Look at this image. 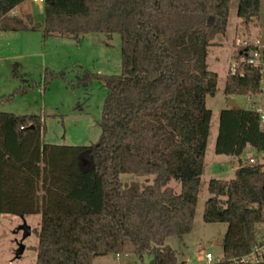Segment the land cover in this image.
I'll return each mask as SVG.
<instances>
[{"label": "trees", "instance_id": "16d2710c", "mask_svg": "<svg viewBox=\"0 0 264 264\" xmlns=\"http://www.w3.org/2000/svg\"><path fill=\"white\" fill-rule=\"evenodd\" d=\"M29 1L0 0L2 31L37 28L31 13L10 15ZM44 4L46 35L119 33L121 72L99 76L108 93L100 138L90 145L45 143L41 116L0 109V213L41 215L35 264H92L122 253L149 255L148 264H185L165 241L193 228L212 118L206 97L215 95L219 78L207 58L216 36L226 33L231 0ZM263 10L264 0H239L237 15L248 28ZM259 91L255 68L229 70L228 97ZM248 145L264 151L259 115L226 107L217 152L240 156ZM122 173L153 180L122 182ZM210 192L205 219L227 224L215 264H233L262 233L264 164L240 163L235 178L212 181Z\"/></svg>", "mask_w": 264, "mask_h": 264}, {"label": "rangeland", "instance_id": "374dc122", "mask_svg": "<svg viewBox=\"0 0 264 264\" xmlns=\"http://www.w3.org/2000/svg\"><path fill=\"white\" fill-rule=\"evenodd\" d=\"M239 0H231L228 25L225 34L217 35L216 58L209 55L208 65L218 73L215 95L206 97V106L212 110L211 126L204 161V172L192 231L184 236H170L165 244L177 250L178 259L185 264H195L204 252L222 256L219 242L227 230L220 220H206V203L212 196L211 182L235 178L240 163L264 164V151L248 145L240 156L218 153L220 118L228 107L230 98L224 86L233 56L235 40L241 37L260 38L264 50V10L248 28L237 15ZM33 13L35 30L3 32L0 29V96L5 100L2 111L18 115L41 116L45 132L43 141L57 145H90L100 138L104 101L108 93L105 82L99 76L118 75L121 72V36L117 32H90L79 40L70 36L46 35L42 31L45 4L30 0L28 6L18 9V14ZM241 108H248L246 95L234 96ZM255 99H258L256 97ZM264 105V98L261 99ZM255 161L252 162L251 159ZM217 177L218 179L214 178ZM122 182L152 181L153 176L120 175ZM170 185L180 191L181 185L172 180ZM26 222L31 233L23 240L25 249L15 256L22 231L18 227ZM41 215L22 218L0 213V264H35ZM151 256L140 259L132 253L119 256L108 254L96 257L92 264H148Z\"/></svg>", "mask_w": 264, "mask_h": 264}, {"label": "built area", "instance_id": "2783aa9c", "mask_svg": "<svg viewBox=\"0 0 264 264\" xmlns=\"http://www.w3.org/2000/svg\"><path fill=\"white\" fill-rule=\"evenodd\" d=\"M37 4L44 3L45 0H33ZM238 57L234 59L230 66V71L235 73L240 67L245 65L255 68L260 74V91L257 95H246L248 100V108L255 111L259 115L260 125L264 127V105L261 103V98L264 97V52L261 39L241 37L235 40ZM258 97V99H255ZM255 161L254 158L251 159ZM262 233L259 241L245 255L233 258V264H258L264 262V223H262ZM222 260V256L215 257L211 252H204L195 264H215Z\"/></svg>", "mask_w": 264, "mask_h": 264}, {"label": "water", "instance_id": "95a60500", "mask_svg": "<svg viewBox=\"0 0 264 264\" xmlns=\"http://www.w3.org/2000/svg\"><path fill=\"white\" fill-rule=\"evenodd\" d=\"M228 105L230 107H238V104L236 102V100L234 98H230ZM22 218H24V216H21ZM18 231L21 230L22 231V240L18 242V247L16 249L15 252V256L18 258L22 255L24 249H25V245L23 243V240L31 233V227L29 225H27V223L24 221L17 229ZM220 245H222V242H219Z\"/></svg>", "mask_w": 264, "mask_h": 264}, {"label": "crops", "instance_id": "0c3cea01", "mask_svg": "<svg viewBox=\"0 0 264 264\" xmlns=\"http://www.w3.org/2000/svg\"><path fill=\"white\" fill-rule=\"evenodd\" d=\"M30 2V1H29ZM29 2H26V3H24V4H22L21 6H18V7H16L11 13H10V15H17L18 13L16 12L18 9H20V8H24V7H26V6H28V3ZM21 14H25V12L23 13H21ZM31 14L33 15V13H32V10H31ZM42 28V27H41ZM3 32H17V31H3ZM215 42V44L216 45H213V46H211L210 47V49H209V54H208V57H209V55H211V56H213L214 58H216V56H217V54H216V48L218 47V45H220V43L219 42H217V41H214ZM207 60H208V58H207ZM233 98H234V96H232ZM262 98H264V97H262ZM261 98V99H262ZM235 99V98H234ZM236 100V99H235ZM237 102V101H236ZM237 104H238V102H237ZM229 106V105H228ZM239 106V105H238ZM240 107V106H239ZM238 170V168L236 167V171ZM214 178H216V179H218L217 177H214ZM220 180V179H219ZM120 254H118V255H116V256H119Z\"/></svg>", "mask_w": 264, "mask_h": 264}]
</instances>
